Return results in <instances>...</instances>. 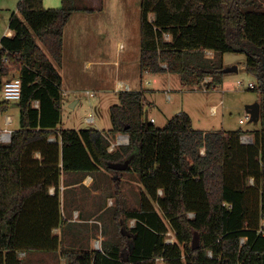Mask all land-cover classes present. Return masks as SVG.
Masks as SVG:
<instances>
[{
  "label": "trees",
  "instance_id": "trees-1",
  "mask_svg": "<svg viewBox=\"0 0 264 264\" xmlns=\"http://www.w3.org/2000/svg\"><path fill=\"white\" fill-rule=\"evenodd\" d=\"M79 10L96 11L79 8L77 0L49 9L44 0H20L9 23L13 35L0 40V91L12 78L22 83L20 127L10 143L0 141V264H24L34 253L60 249L53 233L63 223L60 194L50 189L59 188L63 173L120 175L110 165L128 160L123 172L135 171L142 186L138 208L128 207L119 189L113 235L101 250H64L65 264H264L262 4L141 0L142 76L178 74L185 87L215 90L224 82V55L247 56L246 71L257 80L250 90L261 105L253 144L242 143L241 129H195L186 112L157 128L145 117L146 91L122 90L110 108V132L129 136V143L113 152L106 132L60 127L64 33ZM11 103L0 102V112ZM135 146L138 154L130 158ZM130 220L134 227L125 225Z\"/></svg>",
  "mask_w": 264,
  "mask_h": 264
},
{
  "label": "rangeland",
  "instance_id": "rangeland-1",
  "mask_svg": "<svg viewBox=\"0 0 264 264\" xmlns=\"http://www.w3.org/2000/svg\"><path fill=\"white\" fill-rule=\"evenodd\" d=\"M60 1L61 0H47L45 5L47 9L59 8L62 5ZM245 1H254L264 6V0ZM19 2L20 0H0V39L6 36L5 33L7 31H10V19L14 11L17 10L18 12ZM77 5L82 8H99L101 11L104 9V6L106 7L105 12L100 11L96 15V23L100 29H97L98 37L94 42L96 47V59L101 58V61H106V63L95 66L92 70H87L84 65H81L73 74V83L79 81V86L74 91L70 90L64 99V127L74 130H102L109 134L112 143L116 144L118 142L117 135L112 134L110 130H108L111 115L110 110L107 109V105L118 104V94L111 91L114 89L111 87L110 90V86H113L118 80L123 79L120 75V69L123 68L126 61H128V59H134L140 54L141 0H77ZM118 41H122L125 45V48L119 51L117 50ZM116 62L118 63L116 64ZM224 62L228 68L238 66V71L226 74L225 83L215 90H208L198 86L185 87L182 85L178 74H174V77H171L172 79H168L167 76H161L164 80L161 85H156L152 80V76H146L143 81L144 89L149 100L154 103V106L149 109L145 117H148L149 119H147L150 122H152L150 118L152 116L155 117L157 121L152 123L157 128H164L166 126L165 121L167 117L170 115H179L184 112L185 109H188L193 113L194 128L196 129L207 131H236L241 129L245 133L260 129V123L252 122L250 119H247L249 115L247 107L259 102V94L249 89L250 83L256 85L257 80L246 71L247 56L243 53H226L224 55ZM96 73H102L103 78H101V74ZM91 74H96V81L99 79V81L107 82V84L99 87L97 82L88 80ZM83 77H86V79L83 80ZM68 81H71L70 77ZM154 88L162 90L155 93L156 89L154 90ZM182 88L184 92L179 91ZM163 89L171 90L168 94L173 97L172 103L169 104L167 102L166 90ZM109 90L110 92L107 93L106 91ZM87 91H90V93L94 95L90 96ZM76 100H78V102L72 107L70 103ZM107 100L111 102L107 103ZM210 100L218 107L216 115L212 113L210 106L207 105ZM10 108L12 110H19L17 103L14 102L10 104ZM91 109H93L96 123H88L85 121V117L93 113ZM241 120H244L243 124L240 123ZM3 123L4 116L0 114V130L6 129ZM17 125L18 123L15 124V126ZM17 127H20V124ZM10 128L13 129V127ZM118 147L120 146H116L114 149L116 150ZM138 151V146H135L130 158H134L138 154ZM119 178L123 180L119 181ZM138 178L139 175L135 171H121L120 175L114 174L110 179L108 185L109 189L104 192V196L101 199L97 200V203H102L103 209L101 217L103 222L102 235L99 233L102 237L109 239L115 231L113 212H115L116 209V191L118 189H125L127 194L125 199L128 207L135 208L139 205L141 192L139 193L136 190L137 188L142 190V186ZM60 201L61 213L63 214L64 209L69 210L68 206L70 203H67L65 207L64 198L62 196H60ZM108 203H112V205L106 207ZM125 225H127V227H132L135 225V222L130 220L125 223ZM79 227L80 224H73L67 226L65 230L78 229ZM167 238L175 240L172 232L168 233ZM100 240L101 239H99V241ZM100 245V243L97 244L99 248ZM65 247L66 244L62 246L61 243L60 249L57 252L34 253L30 255L32 256L31 261L24 259L23 263L65 264V259L63 260L61 255ZM25 257H27L25 252H19V258ZM158 264L164 263L159 260Z\"/></svg>",
  "mask_w": 264,
  "mask_h": 264
},
{
  "label": "crops",
  "instance_id": "crops-1",
  "mask_svg": "<svg viewBox=\"0 0 264 264\" xmlns=\"http://www.w3.org/2000/svg\"><path fill=\"white\" fill-rule=\"evenodd\" d=\"M46 1L47 0H44L45 8H47L45 5ZM60 2L62 3V0ZM53 6H58V5H53ZM79 8H82V7H79ZM91 8L96 9V11L93 13H89L84 10L76 11L72 15L71 19L69 20L68 24L65 27L63 65L61 66V68H59L60 73L63 78V92H64L63 107H64V99L66 95L68 94V92L70 90L72 91L76 90L79 86V81L76 83H73V77H72L73 74L78 69V67L81 65H84V67L87 68V70H92L95 66L103 65L104 63H106V61L105 62L101 61V58L96 59V47L94 45V42L96 38L98 37L97 29H100V27L96 23V20H97L96 15L101 10L95 7H91ZM105 11H106V7L104 6V9L101 12H105ZM14 12H17V10ZM5 34L6 36H12L13 32L7 31ZM123 48H125L124 43L122 41H118L117 50L119 51L120 49H123ZM140 57H141V51L138 57L136 56L134 59H128V61H126V63L123 65V68L120 69V75L123 77V79L118 80L117 82L114 83L113 86H110V90H111V87L114 89L111 91L118 94L119 91H121L119 89L120 85L125 86L123 90L139 91L141 89H144L143 81L146 76H152V80L154 81L156 85H161V83L164 81L163 78H161V76H167L168 79H172L171 77H174V74H171V73L145 74L144 76H142L141 68H140ZM117 63L118 62H116V64ZM224 66H225V69L228 68L225 62H224ZM96 74H101V78H103L102 73H96ZM96 74H93V75L91 74L88 80H91L92 82L93 81L97 82V85H99V87L105 86L107 82L99 81V79H97V81L95 80L97 78L95 76ZM226 74L228 73H225V76ZM69 77L71 78V81H68ZM85 79L86 77H83V80ZM224 83H225V77H224L223 84ZM158 88H154V90L156 89L155 93L162 90ZM2 90L0 91V102L4 100ZM110 90L106 92L108 93L110 92ZM163 90H166V89H163ZM170 91H171L170 89H167L165 91V94L167 96V102L169 104L172 103V100H173V97L168 94V92ZM179 91L184 92L183 88L180 89ZM87 92L90 94V96L94 95L93 93H90V91H87ZM145 95H146V100H147V106H146V113H147L149 109L154 106V103L151 100H149L147 94ZM117 99H118V104H119L120 103L119 97H117ZM77 102L78 100L73 101L70 103V105L73 107L76 105ZM109 102L111 101L107 100V103ZM207 105L210 106L211 110H212V107L216 106L214 102L211 100L208 102ZM112 106L113 105H107V109L110 110ZM91 110L93 112V109ZM184 112L188 113L191 116L192 121H194L193 113H191V111H189L188 109H185ZM0 114L4 116L3 126H5L6 129L13 132L14 130L19 128L17 127L20 124L19 110H12L10 108L6 113L0 112ZM89 115L94 116V121L88 122L86 121V117H85V121L88 123H96L94 112ZM175 116L170 115L169 117H167L165 121L166 125ZM8 117L11 120L10 125L7 124ZM150 119L151 121L154 120L153 123L157 121V119L153 116ZM17 123L18 125L15 126V124ZM257 123H260V121ZM193 126H194V122H193ZM10 127H13V129H11ZM60 127L63 129H66L64 127L63 119H62V124ZM111 129H112V121L110 120V126L108 130H111ZM260 129H256V130H260ZM198 130H202V129H198ZM2 131L3 130H0V132ZM203 131H207V130H203ZM102 132H105V131H102ZM246 134L254 137L253 132L243 133V135H246ZM118 136L119 135H117V137ZM125 137L129 139V136L126 135ZM128 143L120 145V146L127 145ZM40 157L41 156L38 155V158ZM112 177L113 175L109 173L108 171H106L105 169H101L100 171H97L95 173H90V174L88 173H85V174L84 173H63L59 188L56 189L55 187H52L50 189L51 195L58 192L60 196L64 198L65 207L67 206V203H70L68 206L69 210L64 209V213L62 214L63 216L62 225L53 230V233L55 235L60 236L62 240V246H65L66 244L65 251L69 249L77 250V251H90V252L101 250L103 243L108 240V238L101 236L102 226H103L101 217H102L103 209H102V203H97V200L101 199L104 196V192L109 189L108 185ZM120 180L122 181L123 179L119 178V181ZM118 191L119 189L116 191L117 196H118ZM136 191L140 193L141 190L140 188H137ZM120 192L126 198L127 194H126L125 189L121 188ZM108 204H106V207L112 205V203H108ZM138 206H136L135 208H138ZM133 222L135 221L133 220ZM73 224H80V227L78 229L74 228V229L65 230L67 226L73 225ZM99 233H101V235ZM99 239L101 240L99 241ZM98 243L101 244L100 248L97 246ZM62 259L64 260L65 258H62Z\"/></svg>",
  "mask_w": 264,
  "mask_h": 264
},
{
  "label": "built area",
  "instance_id": "built-area-1",
  "mask_svg": "<svg viewBox=\"0 0 264 264\" xmlns=\"http://www.w3.org/2000/svg\"><path fill=\"white\" fill-rule=\"evenodd\" d=\"M206 53H207V55H209L211 57L213 56V52L210 50H207ZM164 67H167V66L164 65ZM209 81H210V78L205 79V82H209ZM255 87H256L255 84L250 83L249 89H253ZM124 88H125V86H123V85H120V87H119L120 90H123ZM2 92H3L4 100L9 101V102H14V103L19 102L21 99V95H22V83H21L20 78L15 77L13 79L7 80L4 84ZM37 106H38V102H37ZM217 109H218L217 106L212 107V113L216 114ZM247 119H250V115L247 116ZM86 121L93 122L94 116H92V115L87 116ZM152 122H154V120H152ZM240 123L243 124L244 120H241ZM7 124L8 125L11 124V120L9 117L7 118ZM121 137H125V136L120 135L117 137L118 142L116 144L112 143V145L109 148L110 152H113L115 150L114 148L116 146H120V145H123V144H126L129 142L128 138H127V141H121L120 140ZM11 139H12V131L5 129L0 133V141L2 143H4V144L10 143ZM51 141H55V138H51ZM241 141L243 144H253L254 143V137L250 136L248 134L242 135ZM160 194H162V192H160ZM166 241L168 244L174 243V240H171L169 238Z\"/></svg>",
  "mask_w": 264,
  "mask_h": 264
},
{
  "label": "water",
  "instance_id": "water-1",
  "mask_svg": "<svg viewBox=\"0 0 264 264\" xmlns=\"http://www.w3.org/2000/svg\"><path fill=\"white\" fill-rule=\"evenodd\" d=\"M236 71H238V66L225 69V73L236 72ZM247 110L250 115V121L256 123L260 121L261 105L259 102L255 103L254 105L248 106ZM129 165H130V161L128 160L126 162L113 163L110 165V168L115 171H123L126 170L129 167ZM197 247H198L197 239H195L193 248L196 249Z\"/></svg>",
  "mask_w": 264,
  "mask_h": 264
},
{
  "label": "bare ground",
  "instance_id": "bare-ground-1",
  "mask_svg": "<svg viewBox=\"0 0 264 264\" xmlns=\"http://www.w3.org/2000/svg\"><path fill=\"white\" fill-rule=\"evenodd\" d=\"M120 140L125 141V140H127V137H121Z\"/></svg>",
  "mask_w": 264,
  "mask_h": 264
}]
</instances>
